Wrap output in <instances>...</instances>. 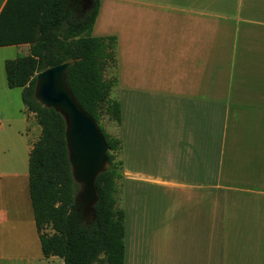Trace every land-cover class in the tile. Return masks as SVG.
<instances>
[{"label": "crops", "instance_id": "1", "mask_svg": "<svg viewBox=\"0 0 264 264\" xmlns=\"http://www.w3.org/2000/svg\"><path fill=\"white\" fill-rule=\"evenodd\" d=\"M94 24L118 42L125 264H264V0H101ZM29 51L0 48V264H64L42 252L35 118L5 70Z\"/></svg>", "mask_w": 264, "mask_h": 264}, {"label": "trees", "instance_id": "2", "mask_svg": "<svg viewBox=\"0 0 264 264\" xmlns=\"http://www.w3.org/2000/svg\"><path fill=\"white\" fill-rule=\"evenodd\" d=\"M70 0H8L0 15V48L30 45L27 56L7 61L8 87L22 89L27 114L34 115L41 134L29 157V194L36 229L46 259L64 264H125V212L116 199L123 162L117 161L122 142L108 135L103 118L121 126V107L112 98L118 87L115 37L96 38L92 32L101 0L82 17L68 10ZM73 62L69 85L80 106L100 126L109 149V170L96 182L98 204L85 215L75 203L79 185L69 161L66 124L35 99L36 76ZM109 70L114 77L107 78ZM52 234H49V232Z\"/></svg>", "mask_w": 264, "mask_h": 264}, {"label": "water", "instance_id": "3", "mask_svg": "<svg viewBox=\"0 0 264 264\" xmlns=\"http://www.w3.org/2000/svg\"><path fill=\"white\" fill-rule=\"evenodd\" d=\"M77 3L91 5L90 0H70L68 10ZM72 64L70 62L38 74L35 99L42 107L52 109L63 117L72 175L80 188L75 203L80 204L85 212L94 213L99 201L96 182L109 170V149L99 123L80 106L70 88Z\"/></svg>", "mask_w": 264, "mask_h": 264}, {"label": "rangeland", "instance_id": "4", "mask_svg": "<svg viewBox=\"0 0 264 264\" xmlns=\"http://www.w3.org/2000/svg\"><path fill=\"white\" fill-rule=\"evenodd\" d=\"M85 12H83L81 15H79L77 17H79V18L82 17L85 14ZM21 56H23V55H21ZM114 74H115V71L114 70H109V72L107 73V78L109 79L111 77H114ZM112 98L116 99V90L113 92ZM32 120H33L32 121V128H35L36 130L32 131V139L31 140H34L35 142H37L38 139H39V137H40V134H41V129L38 126V124L36 122V119L35 120L32 119ZM101 125H102V127L104 128L105 132L108 135H110L112 137H117V135H118V129H117L116 125L114 123L109 122L106 117L103 118V120L101 121ZM119 160L120 159L118 157L117 161H119ZM120 198H121L120 197V194H117L116 199L118 200V206H119V199ZM48 232H49V234H52V232H50V231H48ZM161 258L164 260V250L162 251ZM163 264H164V262H163Z\"/></svg>", "mask_w": 264, "mask_h": 264}, {"label": "flooded vegetation", "instance_id": "5", "mask_svg": "<svg viewBox=\"0 0 264 264\" xmlns=\"http://www.w3.org/2000/svg\"><path fill=\"white\" fill-rule=\"evenodd\" d=\"M88 7H89V6H84L83 4H79V3H77V4H75V5L73 6L72 9H74L76 15L79 16V15H81L83 12H85V9L88 8ZM84 211H85V210H84ZM84 213H85V215H87L88 212H84Z\"/></svg>", "mask_w": 264, "mask_h": 264}]
</instances>
